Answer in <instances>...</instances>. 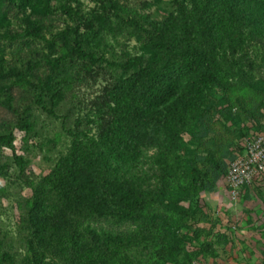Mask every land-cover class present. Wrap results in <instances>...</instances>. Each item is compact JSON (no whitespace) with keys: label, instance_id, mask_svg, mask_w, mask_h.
Here are the masks:
<instances>
[{"label":"trees","instance_id":"trees-1","mask_svg":"<svg viewBox=\"0 0 264 264\" xmlns=\"http://www.w3.org/2000/svg\"><path fill=\"white\" fill-rule=\"evenodd\" d=\"M88 1L0 0L20 14L0 12V198L18 212L0 264L216 257L201 195L264 134V0H169L161 19ZM44 118L61 124L55 153Z\"/></svg>","mask_w":264,"mask_h":264},{"label":"rangeland","instance_id":"rangeland-1","mask_svg":"<svg viewBox=\"0 0 264 264\" xmlns=\"http://www.w3.org/2000/svg\"><path fill=\"white\" fill-rule=\"evenodd\" d=\"M123 1L121 0V2ZM168 1L126 0L125 4L132 10H140L144 13L150 11L154 17L161 19L163 13L156 14V9L159 7L164 8L163 3L165 4ZM80 2L84 3L86 7L92 6L88 0H80ZM151 2L152 7L145 8L144 4ZM0 12H4L7 19L14 20V22L18 21L20 17L16 9L6 3L0 7ZM261 75L264 76V69H262ZM96 89L97 87L88 89L85 92L86 97L93 95ZM83 105L78 104L81 109ZM60 110L61 115H67L71 110V105L68 103L62 104ZM60 126V123L55 124L52 120L44 118L43 129L48 130V137L53 139L50 145L55 149L54 153L60 150V146L65 144V138L57 132ZM20 135L19 132L16 133V153L23 155L20 150ZM42 143L46 145V142ZM33 152L32 155L29 153L31 158L29 170L35 177H44L49 173L51 164L43 161V153L36 150ZM3 154L0 157H11V152L8 150H5ZM4 184L5 180L0 179V189L4 187ZM17 192L23 196H27L29 193L27 190L21 192L16 188L12 190L10 195ZM227 192L228 186L224 178L219 181L215 192L201 195V206L205 211L209 210L210 212L208 213L210 218L205 223L198 225L200 229L207 232L201 236V241L212 243L216 257H199L193 264H262L264 253V180L261 184L256 183L245 189L242 196H240L241 198L237 199L238 201H230ZM17 215V209L12 202L0 198V232L14 233Z\"/></svg>","mask_w":264,"mask_h":264},{"label":"built area","instance_id":"built-area-1","mask_svg":"<svg viewBox=\"0 0 264 264\" xmlns=\"http://www.w3.org/2000/svg\"><path fill=\"white\" fill-rule=\"evenodd\" d=\"M243 153L229 163L225 180L230 200H237L254 180L264 178V134H253L242 143Z\"/></svg>","mask_w":264,"mask_h":264},{"label":"crops","instance_id":"crops-1","mask_svg":"<svg viewBox=\"0 0 264 264\" xmlns=\"http://www.w3.org/2000/svg\"><path fill=\"white\" fill-rule=\"evenodd\" d=\"M263 180H264V178H263V179H261V178L259 179V178H258V179H256V180H254L253 184H254V185H255L256 183H257V184H261ZM253 184H252V185H253ZM252 185H251V186H252ZM251 186H250V187H251ZM248 188H249V187H248ZM227 194H228V192H227ZM241 196H242V195H241ZM228 197H229V196H228ZM240 198H241V197H240ZM240 198H239V199H240ZM228 199L230 200V198H228ZM230 201H231V200H230ZM237 201H238V200H237ZM239 201H240V200H239ZM240 202H241V201H240ZM245 202H247V201H245ZM262 258H263V260H262V264H263V262H264V253H263V257H262Z\"/></svg>","mask_w":264,"mask_h":264}]
</instances>
